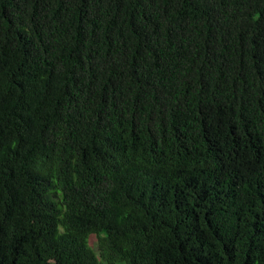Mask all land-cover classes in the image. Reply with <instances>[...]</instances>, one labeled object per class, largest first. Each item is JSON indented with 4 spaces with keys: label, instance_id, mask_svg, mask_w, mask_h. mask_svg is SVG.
<instances>
[{
    "label": "trees",
    "instance_id": "16d2710c",
    "mask_svg": "<svg viewBox=\"0 0 264 264\" xmlns=\"http://www.w3.org/2000/svg\"><path fill=\"white\" fill-rule=\"evenodd\" d=\"M89 235L264 264V0H0V264H98Z\"/></svg>",
    "mask_w": 264,
    "mask_h": 264
},
{
    "label": "rangeland",
    "instance_id": "374dc122",
    "mask_svg": "<svg viewBox=\"0 0 264 264\" xmlns=\"http://www.w3.org/2000/svg\"><path fill=\"white\" fill-rule=\"evenodd\" d=\"M53 197H55V195H53ZM95 235H89L86 239V243H87V246L94 252L95 256L97 257V260H98V264H104L102 262H100L98 256H97V253L95 251V249H92L90 246H93L94 245V238Z\"/></svg>",
    "mask_w": 264,
    "mask_h": 264
}]
</instances>
